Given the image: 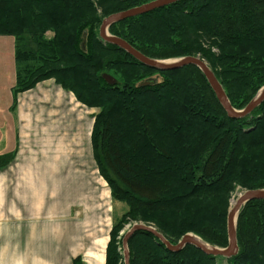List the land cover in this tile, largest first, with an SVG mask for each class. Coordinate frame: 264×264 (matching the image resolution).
Here are the masks:
<instances>
[{
	"label": "trees",
	"instance_id": "trees-1",
	"mask_svg": "<svg viewBox=\"0 0 264 264\" xmlns=\"http://www.w3.org/2000/svg\"><path fill=\"white\" fill-rule=\"evenodd\" d=\"M149 1L0 0V35L14 37L12 106L20 92L53 79L80 102L99 108L92 134L96 166L112 198L127 205L110 228L105 264H121L116 237L126 221L151 224L172 242L193 232L211 245L225 247L232 192L236 188L264 189V101L243 117H229L196 66L157 70L100 37L99 28L106 16ZM196 2L201 3L194 5ZM210 4L212 8L205 11ZM166 23L171 26L168 31L148 33ZM108 32L151 58L204 57L235 109H242L264 83V0H179L114 22ZM210 46L221 50L219 57L206 49ZM118 63L136 71H157L165 77L160 82L142 81L123 90L121 85H110L102 78L103 72ZM179 76L207 98L200 103L203 108L195 111H202L204 116L208 113L215 120L201 125L198 131L188 128L193 125L190 122L180 125V131L188 132L179 146L180 157L150 136L149 118L142 106L127 111L131 117L128 121L143 134L151 153L167 163L165 170L173 178L171 186L161 174L137 164L138 140L132 137L127 143L125 126L120 129L116 125L126 114L111 116L118 99L109 98V94L156 98L160 88L173 90L172 79ZM148 111H155L152 105ZM184 113L180 112L186 118L192 116ZM164 125L162 139L166 140L175 133L178 122L167 120ZM13 156V152L0 154V167L10 163ZM253 220L254 235L249 234L251 228L244 230V222ZM235 237L238 251L223 257L206 254L192 244L169 251L152 233L136 231L128 240L129 264H215L216 259H225V264H264V199L249 200L240 208ZM71 264H83L81 257L73 258Z\"/></svg>",
	"mask_w": 264,
	"mask_h": 264
},
{
	"label": "crops",
	"instance_id": "crops-1",
	"mask_svg": "<svg viewBox=\"0 0 264 264\" xmlns=\"http://www.w3.org/2000/svg\"><path fill=\"white\" fill-rule=\"evenodd\" d=\"M15 74L14 37L0 35V154L15 152L0 167V264H71L77 256L105 264L114 203L109 213L99 193L108 184L93 158L71 147V137H86L90 125L30 116L35 106L55 110L56 97L73 105L74 94L53 79L20 92L12 106ZM84 174L91 178L82 181Z\"/></svg>",
	"mask_w": 264,
	"mask_h": 264
},
{
	"label": "rangeland",
	"instance_id": "rangeland-1",
	"mask_svg": "<svg viewBox=\"0 0 264 264\" xmlns=\"http://www.w3.org/2000/svg\"><path fill=\"white\" fill-rule=\"evenodd\" d=\"M198 3L200 4L201 2H196L194 5H196ZM143 4H145V3H143ZM210 8H212L211 4L209 7H207V9H205V11L210 10ZM158 26H160V27H154V30H150L148 33H150V32H151L150 34L158 33V30L163 31V32L168 31L171 27L170 24H167V23L165 25H162V26L158 25ZM155 28H156V30H155ZM48 35H49V33H48ZM210 41H212V40H210ZM206 49H208V51L213 53L214 56H216V57H219V54L221 53V50L218 49L217 47L210 46V47H207ZM42 53H44V52L42 51ZM194 56L199 57L207 65L210 66V63L207 62L204 57H202L198 54L194 55ZM179 58H182V57L153 58V59H155L157 61H161V62H170V61L177 60ZM127 65L128 64H126V63L114 64L113 67H111V69H108V71L103 72L105 74L110 75L113 78L114 81L110 85L119 84V86L120 85L122 86V88H120V89L127 90V89L131 88L133 85H136L142 81L152 80L154 82H156V81L160 82L165 77V75H163L157 71H143V72H141V70L136 71V68L129 67ZM218 70L219 69H217V71ZM70 77H73V75H70ZM74 77H75V75H74ZM142 77H144V78H142ZM76 78H79V76H76ZM15 79H16V74H15ZM79 79H81V78H79ZM172 80L175 84L173 90L170 91L167 89V87L160 88L158 96L156 98L140 99L141 96H138V95L130 96L129 94H119L117 91H116L117 92L116 94H115V92L109 94L110 95L109 98H113V97L117 96L116 98L119 100V101L117 100V104L114 107H112V110L110 108L111 116L113 117L114 115H117V114H124V115L126 114V117L118 118V123L116 122V125L120 129L123 128V125L125 126L124 127L125 131H123V133H125V135H126L127 143H129V141H131L132 137H133V139L138 140L137 141L138 149L136 147V151H135V153H136L135 156L138 160L137 164H139L142 168H144L145 170H148L149 172H156L158 175L161 174L162 176H164V179H167L168 182L170 181L169 183L171 186L173 184V182H172L173 178L166 171L167 170L166 169L167 163H164L158 156L153 155L151 153L149 146L143 140V134H141V132L138 131L137 128L133 125L134 124V123H132L133 121H128V119L131 117H130V114L127 113V111L129 112L130 109L139 108V105L142 106L143 109H145V110L142 109V111L144 113H146V115L149 118L150 136L160 146L168 148L169 150L171 149L172 155H176V157H180L179 146H180V143H182L186 139V137H187L186 134L188 133V132L186 133L184 130L180 131V125L182 124L181 126H184V125H186L184 122H186V123L190 122L193 125H190V126L187 125L188 128L198 131L201 129V127H202L201 125L207 126L206 123L211 124V123H214L215 120H213L211 118V116H208V113H207V115L204 116L202 114V111L200 113L195 111L196 109L201 110L203 108V106L200 103L207 101V98L204 97L205 95H203L201 93L202 91L199 90L198 87L195 88L194 85H191L189 82H187L186 79L184 78V76H179L178 78L172 79ZM263 85H264V83L259 86V88L255 92V94L253 95L252 99L256 96V94L259 92V90L262 88ZM145 96H147V95H145ZM162 97H164V101H168V102L162 101V99H163ZM49 99L51 100L52 97H45L44 98V96H42L41 101H45V100L50 101ZM76 99L74 97H72V101H73V105H72V104H70L69 100L63 101V100L56 97V100L52 99V104L56 105L55 110H48V108H46V106H44V107L42 106L41 113H39L37 107L35 106L34 107L35 111L32 110L29 113H30L31 117H35V118L37 117V115H40L42 119H55V120H66V121L70 120L71 122H73V124H77L79 126H80V121H82V124H86V120H87V123H88L87 125L88 126L90 125V127L87 128V134L88 135L86 137H81L80 135H77V134L75 136H72L71 137V140H72L71 141V147H72V150H74V154H76V152H79V155H83L84 158H85V156L86 157L89 156L90 161H91V158H93V160L96 164V161L94 159L95 151H94L93 145H92L93 144L92 134H93V128H94L96 116L99 114V111H98L99 108L94 107V106L89 107L77 99L82 104V105L78 106V105H76V103H77ZM37 101H40V99L35 98L34 102H37ZM196 102H197V104H196ZM194 104L196 107V108L194 107L195 109L192 108V106ZM151 105L153 106L155 111H152V112L148 111V109L150 110ZM176 108L177 109L181 108V110L178 112V110H176ZM242 109H235V110H242ZM185 111L189 115L192 114V116L190 115L191 116L190 118L184 117L183 115H186L184 113ZM180 112L183 115L180 114ZM107 115H109V114H107ZM132 119H134V118H132ZM175 119H177V122H178V127L175 126L176 127L175 133L170 134L171 136H167L168 138H166V140H163L162 137L166 133V131L164 129L165 128L164 123H166L167 120L172 121ZM77 120H80V121L77 122ZM119 120H125V121L127 120L128 122L123 121L124 122L123 123ZM208 120H211V122L209 123ZM159 122H160V125H158ZM73 129L77 130V128H75V127H73ZM89 130H90V132H89ZM130 132H131V134H130ZM13 154L15 155V152H13ZM73 161H74V158H73ZM82 161L83 160H81V162ZM88 178L89 179L91 178L90 174L85 175V176H81L82 181H86V179H88ZM74 189L79 190L78 187H75ZM246 190L247 189H238L237 190V188H236V190H234L232 192V194L229 198V201H228L227 215H228V211L230 209V200L232 198L237 199L240 196V194ZM64 192L65 191H60V193H64ZM99 193L103 194V196H105V201H107L106 206L108 207V210L110 209L109 213L111 212L112 205L114 203V205H113L114 219H117L119 216H121V214H123L127 210V205L125 202L114 200L112 198L110 189L107 187V185L104 189L99 190ZM111 198L113 199L112 201H111ZM237 216H238V214H237ZM236 220H237V217H236ZM112 224L111 225L109 224L110 228L112 227ZM135 224H145V225H149V226L153 227L154 229H156L154 226H152L151 224H148V223H144V222H140V221H136V220H134L133 222L132 221H130V222L126 221L121 226V228L118 230L117 237H116L120 242L118 248H119L120 254L122 256L121 264H125L124 247H123V243H122L123 237H124L125 233ZM226 227H227V216H226ZM254 228H255L254 220L251 221L250 224L247 221L244 222V230L250 229L249 234L252 233L254 235ZM109 232H110V229H109ZM162 235L164 236V234H162ZM185 235H189L193 239H195V238L201 239L199 236H197L193 232H187L175 240L172 239L173 242L168 240V238H166L165 236L164 237L168 242L175 245ZM227 237H228V234H227ZM235 239H236V237H235ZM106 240L108 242L109 234L106 237ZM202 241L205 242L204 240H202ZM107 242H106L105 249H104L105 258H106ZM205 243L207 244V248L224 249L227 247V246H225V247L214 246V245H211L207 242H205ZM126 245H127V251L129 254L128 242ZM185 245H188V244H185ZM185 245L183 247H185ZM227 245H228V242H227ZM236 246H237V242H236ZM237 251H238V246L235 250V253ZM175 252H177V251H175ZM234 254H232V255H234ZM223 257H227V256H223ZM225 263H226L225 259L223 261L222 260L220 261V259L215 260V264H225Z\"/></svg>",
	"mask_w": 264,
	"mask_h": 264
},
{
	"label": "water",
	"instance_id": "water-1",
	"mask_svg": "<svg viewBox=\"0 0 264 264\" xmlns=\"http://www.w3.org/2000/svg\"><path fill=\"white\" fill-rule=\"evenodd\" d=\"M179 0H152L145 4H141L139 6H135L114 14H111L105 17L102 20V23L99 28V35L100 37L109 43H113L118 45L122 49H124L127 53L131 54L134 58L139 60L142 64L157 69V70H171L180 68L185 65H194L204 74L205 78L207 79L209 85L211 86L212 90L215 93L216 98L220 102L222 108L226 111L227 115L232 118H240L248 113H250L254 108H256L260 103L264 101V85L256 94V96L249 101L246 106L242 110H235L229 103L226 94L221 86V84L216 79L214 73L210 70L208 65L199 57L197 56H184L174 61L170 62H161L157 61L153 58H150L135 48H133L128 42L125 40L112 36L108 33V27L114 22L123 20L128 17H133L136 15H140L149 11H152L157 8H161L168 4L174 3ZM102 78L108 82L109 84L113 83V78L108 74H103ZM254 199H264V189H251L246 190L240 194V196L236 199L234 207L229 209L227 215V234H228V245L224 249L219 248H207L203 245L199 244L195 239H193L189 235H185L181 238V240L173 245L168 242L165 237L158 232L156 229L149 225L145 224H135L133 225L124 235L123 237V247H124V255H125V264H129V254L127 251V242L129 238L136 232V231H147L152 233L156 238L160 240V242L170 251H179L185 244H192L198 249L202 250L206 254L211 255H220V256H231L235 253L237 248L236 246V239H235V228H236V217L238 214L239 209L249 200ZM236 214V217H235ZM235 217V221L233 219Z\"/></svg>",
	"mask_w": 264,
	"mask_h": 264
},
{
	"label": "bare ground",
	"instance_id": "bare-ground-1",
	"mask_svg": "<svg viewBox=\"0 0 264 264\" xmlns=\"http://www.w3.org/2000/svg\"><path fill=\"white\" fill-rule=\"evenodd\" d=\"M235 201H236V198H232V199L230 200V209H232V208L234 207ZM235 217H236V214H235ZM235 217H234V219H233V222L235 221ZM195 240H196L199 244L203 245L204 247H207V244H206L205 242H203L201 239H199V238H195Z\"/></svg>",
	"mask_w": 264,
	"mask_h": 264
}]
</instances>
